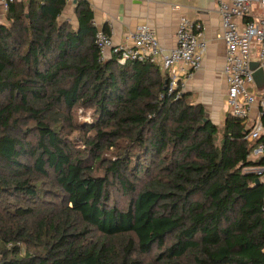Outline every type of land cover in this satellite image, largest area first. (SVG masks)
<instances>
[{"label":"trees","instance_id":"obj_1","mask_svg":"<svg viewBox=\"0 0 264 264\" xmlns=\"http://www.w3.org/2000/svg\"><path fill=\"white\" fill-rule=\"evenodd\" d=\"M7 1L0 264H264V136L228 113L220 132L156 64L99 60L88 0L75 25L63 0Z\"/></svg>","mask_w":264,"mask_h":264},{"label":"built area","instance_id":"obj_2","mask_svg":"<svg viewBox=\"0 0 264 264\" xmlns=\"http://www.w3.org/2000/svg\"><path fill=\"white\" fill-rule=\"evenodd\" d=\"M85 0H63L68 9H73ZM152 2V0H147ZM220 17L222 40L225 45L222 75L226 84L225 104L231 117L248 122V140L264 136V85L257 87L254 73L262 71L264 79V15L255 16L256 10L264 11V0H214ZM8 10V1L0 0V11ZM94 25V23H93ZM176 45L168 54L146 26L126 36L132 45L114 46L109 35L96 29L94 42L99 60L113 55L119 65L134 61L161 66L167 77V93L183 92L185 81L198 72L207 51L202 26L182 16L176 26ZM251 63L256 67L251 68ZM260 153L262 148L259 147ZM263 170L260 171V173Z\"/></svg>","mask_w":264,"mask_h":264},{"label":"crops","instance_id":"obj_3","mask_svg":"<svg viewBox=\"0 0 264 264\" xmlns=\"http://www.w3.org/2000/svg\"><path fill=\"white\" fill-rule=\"evenodd\" d=\"M96 29H108L114 46L132 45L126 36L146 26L164 54L176 45V26L182 16L202 26L207 51L201 69L185 81L183 92L204 111L226 113V84L222 75L225 45L214 0H88ZM157 66L164 72L161 61ZM206 113V112H205ZM254 114L248 120L253 123ZM264 124V120H263Z\"/></svg>","mask_w":264,"mask_h":264},{"label":"rangeland","instance_id":"obj_4","mask_svg":"<svg viewBox=\"0 0 264 264\" xmlns=\"http://www.w3.org/2000/svg\"><path fill=\"white\" fill-rule=\"evenodd\" d=\"M18 1H21V2H25L27 0H18ZM7 13H8V10L6 12H1L0 11V25H7V21H6V16H7ZM254 15L255 16H259L260 15H264V11L263 10H256L254 12ZM60 21H63V22H67L69 25H75V16H74V13H73V9H66L63 13V15L61 16L60 18ZM109 57V56H108ZM190 103L194 104V100L192 99H189ZM225 111L227 112L228 111V107L226 106V109ZM206 114H207V117H205V119H208L210 120L214 125L217 126V128L219 129V131L221 132L222 131V127H223V122L225 120V115L226 113H220V114H215V112L213 113H209L208 111H206ZM74 117V120L75 122H80V123H91L92 120H93V116H94V113L91 109H86V108H83V107H77L74 111H73V114H72ZM53 119H54V123L55 122H59L61 124H63L62 126L64 127V130L65 131H68L70 129V126L67 125V124H64L60 117L55 115L53 116ZM245 122V121H244ZM246 126H251V122H245ZM72 136V134L70 135ZM219 138H220V135H219ZM36 138L34 137V135H32L30 137V139L28 140L29 142H35ZM80 137L77 135H73L72 136V143L74 145L75 148H79L80 150H83V145H81L80 143ZM248 140V139H247ZM249 142L251 141V143L253 142L252 140H248ZM260 151H259V148H255L251 155H250V158L251 159H256L259 155H260ZM150 168H154V163H151V165L147 164ZM257 171H261V169H257ZM262 181L264 182V176L262 177ZM113 199L115 200V203L118 205V206H123L124 205V202H125V198L120 196V193L118 192V190L115 191V193L113 194ZM46 208H49L50 206H45ZM154 259V257H149L148 259H144V262L145 263H152V260Z\"/></svg>","mask_w":264,"mask_h":264},{"label":"water","instance_id":"obj_5","mask_svg":"<svg viewBox=\"0 0 264 264\" xmlns=\"http://www.w3.org/2000/svg\"><path fill=\"white\" fill-rule=\"evenodd\" d=\"M256 67L255 63H251V68L254 69ZM254 81L257 85V87H262L264 85V79H263V74L261 70H258L254 73ZM205 117H207V114L205 113ZM207 119H204L206 121Z\"/></svg>","mask_w":264,"mask_h":264}]
</instances>
